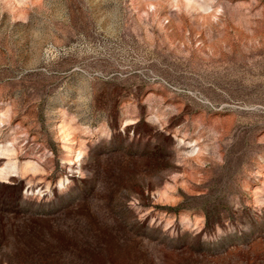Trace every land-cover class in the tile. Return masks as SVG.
<instances>
[{
  "label": "rangeland",
  "instance_id": "rangeland-1",
  "mask_svg": "<svg viewBox=\"0 0 264 264\" xmlns=\"http://www.w3.org/2000/svg\"><path fill=\"white\" fill-rule=\"evenodd\" d=\"M0 264H264V0H0Z\"/></svg>",
  "mask_w": 264,
  "mask_h": 264
},
{
  "label": "snow or ice",
  "instance_id": "snow-or-ice-1",
  "mask_svg": "<svg viewBox=\"0 0 264 264\" xmlns=\"http://www.w3.org/2000/svg\"><path fill=\"white\" fill-rule=\"evenodd\" d=\"M3 116V113H0V117H2Z\"/></svg>",
  "mask_w": 264,
  "mask_h": 264
}]
</instances>
